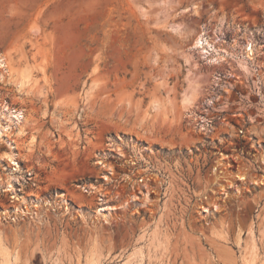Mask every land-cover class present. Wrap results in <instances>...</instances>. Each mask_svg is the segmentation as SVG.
Returning a JSON list of instances; mask_svg holds the SVG:
<instances>
[{
    "label": "rangeland",
    "instance_id": "374dc122",
    "mask_svg": "<svg viewBox=\"0 0 264 264\" xmlns=\"http://www.w3.org/2000/svg\"><path fill=\"white\" fill-rule=\"evenodd\" d=\"M0 264H264V0H0Z\"/></svg>",
    "mask_w": 264,
    "mask_h": 264
},
{
    "label": "bare ground",
    "instance_id": "6f19581e",
    "mask_svg": "<svg viewBox=\"0 0 264 264\" xmlns=\"http://www.w3.org/2000/svg\"><path fill=\"white\" fill-rule=\"evenodd\" d=\"M20 115V113H17V117Z\"/></svg>",
    "mask_w": 264,
    "mask_h": 264
}]
</instances>
